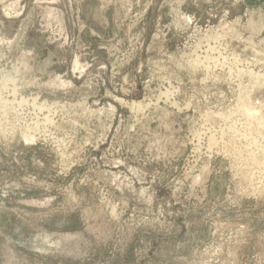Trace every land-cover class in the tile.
I'll return each instance as SVG.
<instances>
[{
	"label": "rangeland",
	"instance_id": "374dc122",
	"mask_svg": "<svg viewBox=\"0 0 264 264\" xmlns=\"http://www.w3.org/2000/svg\"><path fill=\"white\" fill-rule=\"evenodd\" d=\"M263 124L264 0H0V264H264Z\"/></svg>",
	"mask_w": 264,
	"mask_h": 264
},
{
	"label": "bare ground",
	"instance_id": "6f19581e",
	"mask_svg": "<svg viewBox=\"0 0 264 264\" xmlns=\"http://www.w3.org/2000/svg\"><path fill=\"white\" fill-rule=\"evenodd\" d=\"M223 39H224V37H223ZM214 51V50H213ZM207 70V69H206ZM241 74V73H240ZM263 76V75H262ZM256 78V77H255ZM16 81V80H15ZM7 85V84H6ZM3 88V87H2ZM7 91V90H6ZM9 92V91H8ZM11 103V102H10ZM9 105V104H8ZM2 106V105H1ZM9 110V109H8ZM6 112V111H5ZM12 113V112H11ZM7 114V113H6ZM16 115V114H15ZM7 116V115H6ZM50 116H52V115H50ZM232 116V115H231ZM7 118V117H6ZM48 119V118H47ZM258 123V122H257ZM260 123V122H259ZM254 124V123H253ZM257 124H255V126H256ZM260 125H261V123H260ZM264 125V124H263ZM2 127V126H1ZM257 127V126H256ZM1 130V129H0ZM3 130V129H2ZM6 132V131H5ZM3 133V132H2ZM250 134V133H249ZM32 140V139H31ZM256 140V139H255ZM252 144V143H251ZM259 149H261V148H259ZM264 150V149H263ZM254 154V153H253ZM259 190V189H258Z\"/></svg>",
	"mask_w": 264,
	"mask_h": 264
}]
</instances>
